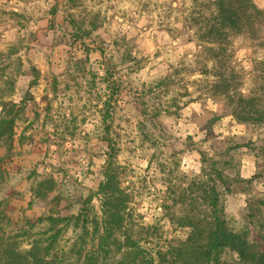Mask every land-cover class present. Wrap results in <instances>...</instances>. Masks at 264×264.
Listing matches in <instances>:
<instances>
[{"label":"clouds","instance_id":"obj_1","mask_svg":"<svg viewBox=\"0 0 264 264\" xmlns=\"http://www.w3.org/2000/svg\"><path fill=\"white\" fill-rule=\"evenodd\" d=\"M228 2L235 26L221 21L219 0H0V88L6 93L0 96V119H13L8 114L12 106L18 111L25 100L18 87H7L18 83L17 70L31 62V79L43 88L44 72L55 61L56 79H50L48 97L57 90L63 94L52 104L53 119L74 136L65 134L60 151L79 152L74 166L60 168L53 143L43 165L21 167L15 160L27 124L15 118V135L0 149V211L7 217L0 218V264H35L30 253L38 241L41 249L47 247L43 233L52 225L45 219L31 228L25 219L35 223L40 215L51 214L58 195L63 196L61 215H79L91 197L88 207L102 217L105 193L100 187L107 189L112 175L131 198L126 212L132 214L133 239L144 234L142 229L156 233L150 243L140 241L139 246L157 264V250L194 246L189 238L195 224L222 233L216 247L198 242L199 264H254L242 259L240 244L247 232L249 255L264 252V240L258 239L264 235V212L250 207L261 208L264 180L258 179L256 160L249 155L264 146V0ZM53 80L59 82L58 89L52 87ZM65 80L71 84L66 92ZM39 101L35 96L34 102ZM109 126L111 132L105 131ZM47 131L53 133L52 125ZM228 149L241 154L239 177L228 181H251V191L230 196L229 182L224 183L222 202L213 188L221 184L218 162ZM129 150H134L131 155ZM45 173L48 178L41 179ZM47 181L56 184L51 196ZM40 194L47 197L46 208L37 207ZM185 218L193 224L181 223ZM217 219L222 229H217ZM87 227L91 232L92 224ZM64 228L59 224L48 236ZM82 235L83 226L69 224L53 253L41 252L45 264L57 254L64 264H77L74 247H81ZM224 235L236 239L228 242ZM117 236L123 243L125 237ZM92 248L89 240L79 264H85ZM134 251L125 247L115 260Z\"/></svg>","mask_w":264,"mask_h":264},{"label":"rangeland","instance_id":"obj_2","mask_svg":"<svg viewBox=\"0 0 264 264\" xmlns=\"http://www.w3.org/2000/svg\"><path fill=\"white\" fill-rule=\"evenodd\" d=\"M100 38L97 37V40H99ZM39 45V42H38ZM42 47V45H39ZM68 56H72L71 53L68 54ZM68 60L67 58L65 59V65H67ZM58 67V65L55 63V61L52 62V67L49 71H45L44 75L42 77L43 79V83H44V87L41 88L40 84L36 82V85L29 87V83L32 80V68H31V62H29V67L24 68L23 71H19L17 70V76H16V81L18 83H16L15 85L9 83L7 85L8 89H12L13 87H18V89L24 93L25 95V100L21 101V105L23 107V111L20 114V116L18 117L19 122L21 125L27 124V127L24 128L23 132H21L20 134V143L18 146V151L16 153L18 159L15 160V163L19 164L21 167L23 168H28L30 166H39V165H43L45 160L50 159V155H49V150H50V145L55 143L57 144V150H58V166L60 168H64L65 165L71 164V165H75L76 164V156L79 155V152L76 151L75 149H65L64 151H60L61 148H63V144L65 143L64 140V136L65 134L68 135L69 139H74V136L72 135L71 130L69 129V127L67 125H64L63 123L58 124L56 120L53 119V115H54V110L52 109V104L55 102V100L61 95L63 94L61 91H53L52 94V98L49 99L48 97V92H49V82L50 79H56L55 77V69ZM234 77H236V74L234 72ZM61 83H65L67 85L65 92L71 90V84L68 83L67 80L62 81ZM58 85L59 82L53 80L52 82V87L54 89H58ZM26 90H32V91H26ZM6 94L5 90L3 88H0V96ZM39 96L40 97V101L39 103H35V96ZM27 100H31L33 101L31 104L26 103ZM40 105H43L44 107L41 108ZM29 117L31 118V122L29 123ZM41 117H43V120H41ZM179 117H177L178 119ZM48 125H52L54 131L53 133L49 134V132L47 131V127ZM63 128V131H61V129ZM201 131H203L204 129L201 128ZM251 131H255V128H251ZM105 131L107 132H111V127L109 126L108 128L105 129ZM31 132V135H26L25 133ZM15 135V132H14ZM52 136H56V139L53 140L51 139ZM211 137V132H209V137H206V139ZM145 139H147V137H145ZM191 139V138H189ZM131 142V141H129ZM240 143H243L244 140L243 138H240ZM109 143H112L111 140H109ZM262 145H264V142H261ZM143 145V138H141V146ZM153 147L155 145H152ZM213 148H216V145L214 144L212 146ZM5 146L3 143H0V149H4ZM6 152H10L11 149L8 151L7 149H5ZM113 151H115V149H113ZM134 150H129V155L132 154ZM240 155L239 153L236 152H232V149H228V152H225L224 155L222 156L221 160L218 162V167L222 170V172L224 173V177L227 179L226 183H228L229 181V177L235 175L238 179L239 177V167H240ZM249 155H252L253 158L256 160V167H257V172H258V179L260 180H264V146H261L258 148V150L256 151H252L249 153ZM61 157H67V159H60ZM13 161L11 159H9L8 164H11ZM0 163H4V161L2 159H0ZM7 166V164L5 165ZM45 167L50 166V165H44ZM33 176L35 175V173L32 174ZM41 179H47V173L43 174L41 177ZM253 179H257V177H253ZM47 187L48 190L50 191L48 193L49 196L52 195L51 191H53L56 188V184L53 181H47ZM250 183L251 181L247 182V183H241V182H229L228 187H229V195L230 196H234V194L236 192H250L251 188H250ZM31 185H34V181L30 182ZM29 190H31V187L29 188ZM219 190L223 192V187L219 185ZM171 191V190H170ZM123 192V191H121ZM125 194V192H123ZM5 195H7V193H5ZM126 195V194H125ZM127 197V202H126V208H127V203L128 201L131 199L130 196L126 195ZM46 196L43 197V199H39L36 201L37 203V207H47V200H46ZM20 199H23V196H20ZM63 199L62 195H58L56 196L53 200H52V204L55 205V207L51 208L49 210V212L51 214L48 215H40L37 219H42L40 222H35L33 227L34 228L36 226V224H42L44 223L45 219L48 216H55V217H63L66 215H61V200ZM88 201V202H87ZM85 201V207H87L88 209V213L90 216H95L96 219L99 221V223L101 224L103 222V217L104 216H98L95 213L94 209H91L88 207V205L91 203V197L88 198V200ZM223 201H224V195H223ZM261 204V208L260 209H256L251 203H250V207H253V211L254 212H264V201H260L259 202ZM225 207H227V204L224 205ZM28 210H33V204L32 202H29L27 205ZM101 211H102V205H101ZM127 219H128V225H127V230H128V234L130 236L136 235V233L134 232V223H133V218H132V214L131 213H127ZM142 218V217H141ZM27 220H31V219H25V222ZM32 221V220H31ZM11 222V221H9ZM33 222V221H32ZM73 223V222H71ZM69 223V224H71ZM27 224V223H26ZM65 225L64 229H61L62 231H65L67 226L69 225ZM28 225V224H27ZM29 226V225H28ZM88 226V224H87ZM30 227V226H29ZM75 228H79V226H75ZM263 229V228H262ZM88 230V227H87ZM100 230L102 231L101 227ZM159 230L157 229L156 232H158ZM61 232H60V236L57 239V245L55 247L52 248V250L50 251V255L53 253V250L55 248L58 247V241L61 237ZM144 234L138 235L137 239H135V241H137L138 245L140 244V241H143L144 243H150L151 242V236L155 235V232H151V233H145V231H142ZM45 233V232H44ZM43 233V235H44ZM88 233L89 232L88 230ZM46 236V235H44ZM84 236H80L79 237V244L81 245V247H79L78 249H76L74 247V252L75 255L77 256V264H79V257L82 256L84 254L85 248L87 247V244L89 242V240L91 241L93 248L91 251L88 252V254L90 252H93L95 255L94 257H96V261H94L95 264H125V263H129L132 264L131 261V257L132 255H130L129 253H125L123 258L119 261L115 260V255H118L121 253V250L123 248V243H121V241L119 240L118 236L116 235V239L118 241V243L116 244H112V242L108 247V251L104 253L102 252H96L99 251L95 245V243L92 242L91 240V236L85 237V241L86 243L84 244L82 242V238ZM260 237V236H259ZM258 237V239L260 240V238ZM157 249L160 248V245L157 244ZM114 249V250H113ZM144 249V248H143ZM144 251V255H145V264H148V259L151 256V252L147 251L146 249L143 250ZM162 251V250H161ZM152 259H154L152 257ZM54 262H52L53 264H64L63 260L61 259L60 255L57 254L56 256H54L53 258ZM125 262V263H124ZM144 263V262H143ZM85 264H89L86 259H85Z\"/></svg>","mask_w":264,"mask_h":264},{"label":"trees","instance_id":"obj_3","mask_svg":"<svg viewBox=\"0 0 264 264\" xmlns=\"http://www.w3.org/2000/svg\"><path fill=\"white\" fill-rule=\"evenodd\" d=\"M219 8H220V19L223 22L225 26L228 24H232L233 26L236 25V21L232 19V17L235 16V12L231 10L230 3L228 0H219ZM32 75H33V69H32ZM233 79L234 72L232 73ZM36 80L32 79L29 83V87H32L36 85ZM7 107V106H5ZM23 111V107H21L18 111L15 108V105L12 106V110L8 113L9 116L13 117V119H0V143H3L4 146L9 144V142L12 140V137L14 136V122L15 118H18L20 114ZM7 115V113H5ZM261 119H264V114H261ZM8 132L10 135L6 137L4 135V132ZM111 144V143H110ZM11 148L7 149L8 151ZM222 171V170H221ZM217 179L221 181L220 186H224V183H226L227 179L223 176V172L217 171ZM48 183V182H47ZM44 185H41L43 187ZM218 191L221 193V201L223 202V192L219 190V185L217 186V189L213 188V192ZM100 191L105 193V199L102 202V212H103V222L100 224L99 221L96 219V217L90 216L88 213L87 207H83V209L80 211L79 215L72 217V216H63V217H55V216H48L46 220L52 225V228H49L47 232L44 233L48 238L44 243L47 244V247L41 249L39 247V241L37 242V246L33 249V252L30 253V255L33 256V260L35 264H45L44 259L41 257V252L43 253V256H49L50 251L53 247L57 245V239L60 236V232L56 231L53 235L48 236V232H52L53 229L59 225L64 224L67 225L74 221L75 226H83V238L81 239L82 242L85 244V237L91 236V240L93 243H95L97 249L99 251L96 252H102L104 253L108 251V247L112 242V244L118 243L116 239L117 233L120 235H123L125 237L123 247L121 248H132L135 249L134 252L129 253L132 255L131 263L132 264H145V255L144 249L141 248L137 241H135L132 236L128 234L127 225H128V219H127V212H126V202L127 197L126 195L121 192L119 188V180L117 179V175H112L109 178V182L107 185V189L104 184H101ZM43 197L45 195L40 194ZM195 192H193V203H195ZM179 200L183 199V196L178 198ZM88 202V201H87ZM215 203V202H214ZM0 218H7L4 211H0ZM42 219H37L35 222H40ZM187 222L188 224H193V221L191 219L185 218L184 220H181V223ZM26 223L33 227L34 223L31 220H27ZM92 224V231L91 233H88L87 230V224ZM196 227V232L192 237L189 238V243L193 244L194 246L190 250H185V248L182 246L180 249L175 248H169V251L164 252L161 250L156 251V257L159 260V264H178L179 261H183V264H199L201 255H202V244H198V242L207 241L210 247H216L220 243L219 235H222V233L218 232H209L205 228H201L199 224L194 225ZM100 227L102 231L100 230ZM216 227L217 229H222V225L220 221L216 220ZM262 228L264 229V225H262ZM145 231V230H141ZM143 233V232H142ZM27 234V233H25ZM245 239L241 241L240 247L243 249L241 251V257L242 259H251L254 264H264V252H255L253 251L251 255H249V245L247 243V236L248 233L245 232L244 234ZM260 240H264V235L259 237ZM224 239L228 242H231L236 239V237H231L228 235H224ZM255 245H252L251 248L255 249ZM94 253L90 252L87 255L86 261L89 264H95L94 261H96V257H94ZM259 257V258H257ZM148 264H157L156 259H152L150 257L148 259ZM54 260L51 261V264H53ZM144 262V263H143ZM125 263V262H124ZM129 264V263H125Z\"/></svg>","mask_w":264,"mask_h":264}]
</instances>
